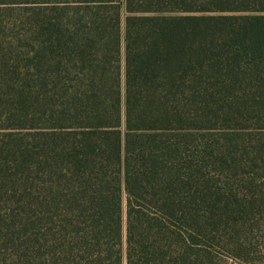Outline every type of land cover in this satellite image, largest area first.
I'll return each mask as SVG.
<instances>
[{"label": "trees", "instance_id": "trees-1", "mask_svg": "<svg viewBox=\"0 0 264 264\" xmlns=\"http://www.w3.org/2000/svg\"><path fill=\"white\" fill-rule=\"evenodd\" d=\"M264 264V0H0V264Z\"/></svg>", "mask_w": 264, "mask_h": 264}, {"label": "crops", "instance_id": "crops-1", "mask_svg": "<svg viewBox=\"0 0 264 264\" xmlns=\"http://www.w3.org/2000/svg\"><path fill=\"white\" fill-rule=\"evenodd\" d=\"M233 264H238V263H233Z\"/></svg>", "mask_w": 264, "mask_h": 264}]
</instances>
